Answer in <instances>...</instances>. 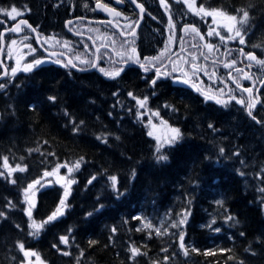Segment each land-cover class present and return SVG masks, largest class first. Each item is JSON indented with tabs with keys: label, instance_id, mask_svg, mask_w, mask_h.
<instances>
[{
	"label": "trees",
	"instance_id": "trees-1",
	"mask_svg": "<svg viewBox=\"0 0 264 264\" xmlns=\"http://www.w3.org/2000/svg\"><path fill=\"white\" fill-rule=\"evenodd\" d=\"M208 1L232 12H250L255 47L251 46L263 54L264 0ZM35 12L39 17L46 14L44 7L35 8ZM54 13L49 8L47 15L55 19ZM134 73L128 88L137 86L132 85L139 79ZM22 81V85H11L0 94V168L6 157L13 165L27 167L25 178L39 179L64 162L83 157L86 163L72 216L48 224L38 238L27 232L29 218L18 196L22 184L10 185L0 176V212L10 208L9 201L14 198L17 204L10 208L15 215L1 217L0 251L4 256L6 243L24 234V244L52 264H77L65 262L59 252L60 237L75 229L73 240L78 246L74 250L83 252L88 247L86 256L93 264H180L172 259L174 248L169 249V239L137 231L138 220L133 217L153 212L158 218L159 213L178 214L186 208L190 212L185 228L189 258L182 264H226L236 258L243 264H264V150L255 157L259 148H250L255 136L264 132L263 127L240 125L234 120L226 123L234 137L225 136L221 141L233 152V161L217 164L215 160L224 159L225 152L214 147L213 135L207 142L203 135L208 132L201 134L211 109L203 110L196 99L177 96L170 100L181 115L188 116L183 122L180 119L185 140L174 151L166 152L167 161L158 163L156 154L145 148L147 138L135 111L124 112L113 98L108 99L115 83L109 87L100 77L96 80L88 74L70 78L53 66L43 67ZM49 96L56 97L55 102ZM190 119L195 122L190 123ZM108 175L121 178L123 195L107 184L104 177ZM93 176L96 179L88 183ZM59 196L57 189L42 191L32 210L33 219L47 218ZM214 213L216 226L222 231L213 238L215 231L209 225ZM229 216L232 219L227 225ZM18 223L24 227H17ZM115 226L116 235L110 236ZM133 247L140 254L131 256Z\"/></svg>",
	"mask_w": 264,
	"mask_h": 264
},
{
	"label": "rangeland",
	"instance_id": "rangeland-1",
	"mask_svg": "<svg viewBox=\"0 0 264 264\" xmlns=\"http://www.w3.org/2000/svg\"><path fill=\"white\" fill-rule=\"evenodd\" d=\"M77 1L78 0H60V3L61 2L71 3V5H73L74 7H76L77 4H78ZM189 3L192 5L191 9H189L188 4H185V3L182 2V4H184V7H185V13H187L189 16L195 17L198 20V22H201L202 24H206L207 23L206 20H204V14L203 13L196 14L197 11H198V9L201 6H203L206 10H213L214 8H216V9H220L222 12H224V13H226L228 15H237V21L233 25V31H232V33H228L227 30L223 27V25H225L227 23H230V22L227 21L224 17L220 16V18H218L217 22L215 21L213 23V26L211 27V30H213L211 37H213V35H214V37H216V39H219V37L216 35V32H219L220 35H231V36H233V39L232 40H235V31L237 29H239L241 31V34H242L243 38H245V36L249 33V29H248V25H249V21H250L249 20V16H248V19L246 21H244L243 23H241L243 13H237V14L228 13V12H231V10H229V9H227L225 7H221V8L220 7H214V6H212L210 4V2L208 0H205L204 3H206L209 7L207 5L205 6L204 4L202 5L201 3H199L198 0H189ZM84 5H87V7L90 5V8H91V2L85 3ZM13 6H15L18 11L22 12L23 15L17 16V18L15 20H12L10 17H8V16L0 13L1 20L17 21L18 19H20V18L24 17L25 15H27L28 12L30 11V9L24 8L23 5L18 6V5H13V4H7L6 1H4V0H2L1 5H0V8H4V9H7V10H10L11 7H13ZM57 6L59 7V3H57ZM73 9H76V8H72L71 10H73ZM89 10H91V9H89ZM72 12H74V11H72ZM197 20H193V23L194 24H197ZM42 25L43 24H40L41 27H42ZM44 28H46V29L47 28H51V25H45ZM171 30H173V29H171ZM130 31H131V29H128V32H130ZM61 34H63V33H61ZM25 35H27V34H25ZM25 35L18 36V37H13V38H8V41H7L8 50H7V52L8 53L10 52L11 54H13L12 59H13L14 65H16V61L19 59V56L16 54L17 51L19 50L20 47H22L23 45H25L26 42H28V39L27 40L24 39V36ZM13 39H15L17 41V43L15 45H12L11 44V40H13ZM132 39L133 38H129V41L132 42ZM20 55L21 56H24L25 55V52L21 53ZM260 60H264V50H263V54L261 55V59ZM258 67H259L258 68V73H257V75H255V81H254V83H256V84H258V83L260 84L263 81V79H264V65L258 64ZM112 68H114V67H112ZM24 73L26 74L27 72H24ZM207 89H208V91H211L212 90V88H210V87L207 88ZM129 92H132L133 95L135 93L134 90L129 91ZM129 92L128 91H122L116 99L119 100L122 97L128 98V93ZM117 93H115V94H117ZM218 94H219L218 97H213L211 99H206L205 98V100L206 101L207 100H211V101L213 100L215 102L217 100L222 101V103H217L216 102V105H215L217 108H220V109H227L228 110V109H230L231 104L234 103V102L238 105V103L236 102V100L235 99H232V97L233 96L235 97L236 94L234 93L233 90L230 89L229 86H226L223 89V91L219 92ZM203 96L205 97L207 95H204L203 94ZM124 101H125L124 99L123 100H121V99L119 100L120 104L124 103ZM224 102H226V103H224ZM253 105L255 106L256 104L253 103L252 106ZM257 107L258 106H255V108H257ZM134 108L136 110V116H135L136 117V120L139 123H143V125H145L147 123L148 118H149V115L151 113H148V114L144 115L143 116V121H141L137 117V113L138 112H143L144 109H140L139 106L136 103H135V107ZM148 108L149 109H152V110H159L160 117L163 118V120H165L167 122V124H159V121L157 120V118L153 117L152 123L153 124H156L157 127L153 129L151 127V125H148L147 127L145 126V129H146L147 133L150 130L153 131L154 136H158L161 139L162 142L165 141V140H167V139H169L173 135V133L170 131V128H173L171 126L170 119H171V116H172V112L174 114H177V113H175V109L173 110L172 106L170 108H165L164 105L150 106ZM239 110L240 109L238 107H235V112H239ZM244 111H245V108L242 109V113H241V116L242 117H244ZM211 114H215V113L212 112ZM211 114L209 116H211ZM205 118H207V117H205ZM191 120L192 119H190V121ZM194 122H195V120H193V122L191 121L190 123H194ZM239 122H240V120H239ZM211 123H215L216 124V127H220L221 129L224 128V126H223V120L221 118L219 119V121H216L215 120V122H211ZM245 123L248 126H251V124L247 121L246 118H245ZM202 128L203 127L201 126V130H202ZM204 130L206 132H208V134H204L203 135L204 138H205V141L207 140V142H208V139L211 137V135H213V133L210 132L211 129L209 127V122L206 124V128H204ZM213 132L214 133H217V134H220V131H218V130H215ZM231 133L232 132H228L229 135ZM262 133H263V136H264V132L263 131H262ZM232 136L234 137L233 134H232ZM150 137H151V140L148 143H146L145 148H146V150H150L151 149L155 153L156 140L153 138V136H150ZM219 138H220V136H217L216 134H214L212 136V138H211V142L214 144V147L216 149L217 148L219 150L221 148L224 149L225 158L224 159L217 158L215 160V163H217V164L218 163H224V162L231 163L233 161V159H232L233 152L227 151V147H226L227 145L225 143H223ZM182 139H183V134L181 135V137L178 140H176L174 142V144L172 146L165 145L163 147L162 151L164 153H166L169 148H172V147L176 146L179 142H182ZM254 140L256 142L250 143V148H252V150H254V151H256L259 148L257 150V152L255 153V157H257L258 153H260L261 151L264 150V137H262V136H255ZM166 154H168V153H166ZM80 159L81 158H78L77 160L68 163L69 166H71L74 162L79 161ZM85 162L86 161L83 158V160L81 161L80 168L79 169L73 168V171L70 174L68 173L67 169L63 167V168H60L59 171L57 173H55L54 175L45 176L44 179H43V181L40 182V184L36 185L35 189H33V191L29 193V198L35 203V201H36V195L40 192V190L43 187L48 186V185H52V184L59 185L60 187H62V189L65 192V189L69 187V183H68L69 181H71V180L74 179L75 180V183H76V181H77V175L82 170ZM160 162L162 163V162H165V161H160ZM16 166L17 165H13L7 159V166L3 162V165L0 168V170L2 169V171H0V172L1 173H4V175H7L9 177V183H12L11 182L12 180H15V183H16L17 173H19V177H23L25 175V173H26V170L27 169L25 171H23V172H21L19 170H16V171L11 172V175H9L10 170L16 168ZM20 167H25V166L20 165ZM263 173H264V169H263ZM253 176H254V174H253ZM75 183H72L70 185V187L71 186H74ZM187 197L190 198V196H187ZM23 198L24 197H22L21 201L23 200ZM69 199H70V196H67L65 203L67 205L68 210H71V206L69 204ZM10 201H11L10 208L11 209H15L16 206H17L16 202L13 199L10 200ZM26 207H27V205L25 204V207L24 208H26ZM10 208L7 207V216L11 215V213H12V210ZM169 210H171V209H169ZM154 215L155 214L153 212L146 213V215H142L140 217V222L136 224L137 229L139 228L140 230L144 231L145 233H153V234L156 235L155 229L157 227H159L161 229V235H156V236H159V237H162V238H168L169 239V242H171V246L169 247V249L174 248L173 253H172V259H173V261L174 262H180V264H182L184 260L188 261V258H189V249H188L187 242H186V233H185L186 231H185V228H186L187 224L189 223L190 212L187 211L186 208H185L182 211H180L178 214H174L172 211L169 214V213H167V211H165V212H163L161 214L159 213L158 214V216H159L158 218L156 217V215L155 216ZM216 215H217V213L212 214V219H211L210 225H209L210 229L212 231H215L214 233L211 234V236L213 238L216 237V236H218L219 233L222 231L220 226H216L217 225V222L214 220L215 219L214 217H216ZM155 217L157 219H155ZM185 217H186V219L184 220V223H183L182 226L175 227V228L174 227H171V225L173 223H176V222H178L179 220H181L182 218H185ZM0 221L2 222V220H0ZM213 221H214V223H213ZM148 222H151V224L153 226L152 228H148V227L145 226L146 223H148ZM229 222H230V220L227 219L226 220L227 225L229 224ZM30 224H31V220L27 224V226H28V231L27 232L28 233L34 231L33 228H30L29 227ZM47 225H48V223L45 224L41 230H43ZM113 228H115L116 231H117L118 226H115ZM216 229H219V231H216ZM179 231H182L183 232V235H184V244H185V248L184 249H181L180 246H179V239H178V236L176 235V233L179 232ZM115 235H116V232L115 233H113V232L110 233V236H115ZM68 241H73V240L71 238H68ZM176 241H178L177 244H175ZM212 241L215 242L214 239ZM220 242H221V240H220ZM215 244H216V242H215ZM16 247H17V245L15 246V244H10V245H8L6 247V249L9 252H13V251H15V248ZM71 248H72V244H70L68 242L67 245L64 244V249H63L62 252H68L69 253ZM19 250H20V248H19ZM24 250H27L28 251L29 249H27V248L24 247ZM185 250H187V253H188L187 255L184 254L185 253ZM34 253H36V252L34 251ZM165 254H167V251L165 252ZM137 255H135V256H137ZM131 256H133L132 253H131ZM29 257H30L29 259H31V260L33 259L32 262L34 264H38L39 262H43V261H41V259L37 258V255H35V256L29 255ZM16 258L22 260V251L21 250H20V253H18V252L16 253ZM133 258L134 257H132L131 259H133ZM27 259L25 257V259H23L22 262H25ZM226 264H243V262H242V260L240 258H236L233 261L232 260H227Z\"/></svg>",
	"mask_w": 264,
	"mask_h": 264
},
{
	"label": "flooded vegetation",
	"instance_id": "flooded-vegetation-1",
	"mask_svg": "<svg viewBox=\"0 0 264 264\" xmlns=\"http://www.w3.org/2000/svg\"><path fill=\"white\" fill-rule=\"evenodd\" d=\"M6 2H12V1H18V0H4ZM96 2V0H93ZM107 1V0H103ZM112 2L113 0H108ZM160 1V0H157ZM44 4L42 0H30L27 4L31 5H36V6H42ZM146 5L148 4L145 2ZM165 3H168L167 0H165ZM96 4V3H95ZM95 4L94 7L95 8ZM62 6V5H61ZM127 7V5L125 6ZM148 7V5H147ZM152 8L149 7L144 13V23L140 28V31L138 35L132 39V42L129 40H120L115 38L114 40L116 41L115 45L112 44V40L108 39V45L109 48H104L101 50V55L104 57V59H108V52L111 53V58L112 61H116L117 64H120L121 61L118 60L119 57L116 55L113 56V52L125 50L128 51V54L130 55H139V58L141 61L144 60V57H155L159 56L160 53L154 48L153 41L151 39V35L148 33V29H150V22H153L154 16L151 15ZM126 12L128 13V17H135L138 15L131 10V8H126ZM80 13V12H79ZM84 14L88 17H98V14H93L91 12H84ZM79 18V16H76ZM136 19V18H134ZM218 19V16L215 18V21ZM132 19H129L128 21H123V25L127 27V25L132 22L130 21ZM192 20V19H191ZM206 24L202 23H197L194 25L192 23V26H194L198 32L204 36V40H200V37L196 35L192 31V29L184 31L182 29L181 35H180V41L176 45H171L170 48L168 49L169 53L164 52V55L161 57L160 61H152L153 64H155L157 67L162 68V70L167 71L168 69H171L173 67V64L169 63V61H174L175 62V67H176V72L172 73L173 76H178L181 75L183 71H188L190 74V83L189 84H183L180 82H177L173 80L171 77L169 78H163L161 77L160 79L157 80L156 87L153 88L154 90H158L160 92H166L169 96H171L172 99H177V93L182 91V92H193V89L191 88L192 83L191 81L196 82V87L199 88L203 93H208L206 90L203 89L204 85H201V83H213L217 84V86L222 85V80L225 76L227 75V78L231 82H237L241 84L242 86H250L251 82H248L246 85L243 82L244 77L247 75L248 71L250 70L249 65H251L250 61L246 59L244 55H241L240 50L242 49L245 54L248 51V47L244 44H240L239 42L226 40V41H220L219 39H216L214 37H211L207 35L210 29V25H213V17L206 16ZM210 21V23H209ZM156 23V22H155ZM157 25V24H156ZM72 27H74L75 31L77 34L81 36H89L91 38H95V32L96 29L92 24H88L82 20H78L72 24ZM32 39V37H30ZM107 38V37H106ZM100 38L98 37V40ZM113 39V38H112ZM95 41V40H94ZM127 41L128 43H125ZM69 44V47L73 49L75 55H79L82 50H86V56L80 54L77 57H80L82 59H88L90 61L94 60L95 58V51L93 49L92 42L87 39V38H71L66 41ZM206 43H212L216 47L213 48L211 52L208 51V49L204 46ZM57 44L58 48L63 44L60 43V41L54 39V38H48L46 42L43 43L44 49L41 50H34V51H29V44H27V53L24 57H19L18 60H20V66L24 63H26V60L33 61L34 59H44L43 61H46V55H45V50H55L54 45ZM98 44V43H97ZM193 44H196L197 47H192ZM84 45V48H82ZM123 45V48H122ZM98 46H101V44H98ZM135 47L136 53L133 54L129 50ZM116 51H115V50ZM113 50V51H112ZM72 52V51H71ZM21 52L16 53L19 55ZM201 53H204L208 56V59L205 60L204 56L201 55ZM192 55H195L197 57L196 64L197 68H204L206 67V71L208 74H205V71H199L195 75H192L190 64L192 62ZM9 55L4 56L5 58V64L9 66V69L11 70L12 67H15L13 59L11 56L7 57ZM61 61L66 63V61L60 57H58ZM57 60V59H56ZM216 61L213 63L212 61ZM235 60L236 64L232 68H225L224 64L231 61ZM186 61L188 63H186ZM49 62H52L53 64H57L54 62V59H51ZM79 63V62H78ZM77 63V64H78ZM111 64H113L110 61ZM130 65L129 66H120L124 68V71L121 72L125 79L128 77V72L129 71H134L136 68L140 70V77L141 80L143 81L144 85H150V80L155 77V69L150 67V70L145 72L139 64H134L131 61L128 62ZM43 64V63H42ZM41 64V65H42ZM122 64V63H121ZM164 64H168V69H164L163 66ZM60 65H63L60 64ZM79 65V64H78ZM102 65V62H101ZM80 67H88V65H79ZM251 67V66H250ZM104 68V67H103ZM242 69V71L237 72L236 69ZM213 71L215 72V75H212ZM19 71H17L18 73ZM231 74V76L229 75ZM17 76V74H16ZM15 76V77H16ZM242 79V81H240ZM252 86V85H251ZM4 90V88H2ZM255 98H257V90L255 92ZM150 100L152 99V96L149 95Z\"/></svg>",
	"mask_w": 264,
	"mask_h": 264
},
{
	"label": "snow or ice",
	"instance_id": "snow-or-ice-1",
	"mask_svg": "<svg viewBox=\"0 0 264 264\" xmlns=\"http://www.w3.org/2000/svg\"><path fill=\"white\" fill-rule=\"evenodd\" d=\"M117 3H121L122 0H116ZM132 3L136 4V0H131ZM174 2L176 3H180L181 0H174ZM183 2L185 4H188V7L189 9H191L192 5L189 3V0H183ZM160 3L161 4H164L165 3V0H160ZM87 7V5H85ZM137 7L140 8V11L143 12L144 9H143V6L141 4H137L136 5ZM96 8H99L101 9L102 11H105L107 12L109 15H115L116 17H119L121 16V13L116 11V9L114 8H110L108 6V4H105V3H102L101 0H96V5H95ZM95 10V9H94ZM240 12L243 13V16H242V20H241V23H243L244 21H246L248 19V12L243 10V9H240L239 10ZM0 13L10 17L12 20H15L17 18V16H20V15H23L22 12L18 11L17 8L15 6L11 7L10 10H7V9H4V8H0ZM199 13H203L204 16H210V17H213V22H215V18L217 16H222L224 17L227 21H229L230 23H227L225 25H223V27L227 30L228 33H232L233 31V25L234 23L237 21V15H228L222 11H219L217 9H213V10H206L203 6H201L197 13L196 14H199ZM170 19V22H171V17L169 18ZM109 24H111V21H108ZM133 23L134 22H130L127 27L128 28H132L133 26ZM27 25V21L25 20H21L19 21L13 28L11 29H6L5 31H11L13 33H18L20 31H22L21 29V25ZM29 28H31L30 25H27ZM183 30L184 31H187L188 30V26H183ZM32 31H35V29H32ZM192 31L194 33H196V35H198L200 37V40H204V36L201 35L198 30L192 26ZM212 31L213 30H210L207 35L211 36L212 35ZM3 32H0V40H2L3 38ZM120 35H125L124 31L123 30H120ZM131 35H135V31L133 30L131 33ZM216 35L219 37V40L220 41H226V40H230V39H233V36L231 35H220L219 32H216ZM235 37H239V43L240 44H244L245 43V40L241 34V31L239 29H237L235 31ZM24 39L27 40V39H30V37L28 35H25L24 36ZM108 39L112 40V44L115 45L116 41L114 39H112L111 36L108 37ZM17 43V41L15 39L11 40V44L12 45H15ZM125 43H128L127 41H125ZM65 46H67V42L65 43ZM209 52H211L213 50L214 47H216L215 45H213L212 43H206L204 45ZM30 48V51H34L33 49H31V46L29 45L28 46ZM192 47H197L196 44H193ZM122 48H123V45H122ZM131 53L135 54L136 53V49L135 47H132L130 50H129ZM241 52V55H244L246 57V59H248L249 61H256L257 64H262L264 65V60H256V57L254 54H251V53H247L245 54L243 52V50L241 49L240 50ZM62 55V54H61ZM115 55L117 57H119L120 61L122 64H127L129 61H131L132 63L134 64H139L140 67L145 71H149L150 70V67L151 68H154L155 69V77L152 78L150 80V86L155 88L156 87V84H157V80L160 79L161 77L163 78H169L171 77L173 80L177 81V82H180V83H183V84H189L190 83V74L188 71H183L181 75H178V76H173L172 73L176 72V67H175V62L174 61H169V63L173 64V67L171 69H168V64H164L163 68L164 69H168L167 71H164L162 70V68L160 67H157L155 64L152 63V61H160L161 57L164 55V52L162 51L160 53L159 56H155V57H144V60L141 61V59L139 58V55L136 54V55H130L128 54V51H125V50H121V51H117L115 53ZM201 55L204 56V59L207 60L208 59V56L204 53H201ZM100 59L99 56L96 57L95 60H88V59H82L80 57H76V60H78L79 62V65H88V66H91L93 68L97 67V61ZM108 59L112 62V63H115L116 61H112V58H111V55L108 56ZM196 60H197V57L195 55H192V62L190 64V68H191V72H192V75H195L197 72L199 71H205V74H208L207 71H206V67L204 68H197V64H196ZM55 63L57 64H62L63 63V66L67 67L69 65H71V67L73 68H77L79 71H84L85 68L83 67H78V64L77 63H74L71 59H69L67 61V63H64L63 61H61L60 59H57L54 61ZM213 63H215L216 61H212ZM42 63H44V61L42 59H34L33 61L29 62V63H26L24 64L22 67L20 66V60H17L16 61V66L15 67H12L11 70H10V75L12 77H15L16 74H17V71H23V72H31L33 70L34 67H37L39 65H41ZM186 63H188L186 61ZM0 64H2V61H0ZM236 64V61L235 60H231L227 63L224 64V67L225 68H232L234 65ZM251 65H249L250 67ZM101 73H103L106 77H108L109 79H116V77H118L120 75V73L122 71H124V68L123 67H119V68H112V69H105L103 67H100L98 69ZM237 72H240L242 71V69H239L237 68L236 69ZM9 74V70L7 68L4 69V75H8ZM212 75H215V72L213 71ZM231 76V74H229ZM192 83V86L193 87H196V82L195 81H191ZM5 85L4 84H0V88H3ZM239 87V85H238ZM197 91H200L199 88H197ZM220 91H223V89H221ZM244 91H247L249 93H251V88H248V89H244ZM129 96L132 97L133 100L136 101V104L139 106L140 109H144L143 112H138L137 113V117L143 121V116L148 114V113H151L149 115V118H148V121L147 123L145 124V126L147 127L148 125H151V127L154 129L157 127L156 124H153L152 123V120H153V117L157 118V120L159 121V124H167V122L165 120H163V118L160 117V112L159 110H152V109H149L147 107V101H148V97L145 96L143 98H139L135 95H133L132 92H129L128 93ZM152 95H155V92L152 93ZM206 99H211L213 97H209V96H205ZM48 99L50 101H53L55 102L56 100V97L54 96H49ZM232 99H236V97H232ZM217 103H222V101L220 100H217L216 101ZM226 103V102H224ZM237 103H240V104H244V101L243 100H237ZM34 107V106H32ZM165 108H170L171 106L170 105H164ZM131 109H129L130 111ZM174 110V109H173ZM67 114V113H66ZM111 115V113L109 114ZM249 115H251V112L249 113ZM259 122V121H257ZM73 123H75L73 121ZM81 124L83 123V121L80 122ZM209 127H212V125H209ZM74 131H78V128L74 129ZM170 131L173 133V135L165 140V141H161V139L158 137V136H154V133L153 131H148L147 135L149 136H153V138L156 140V146H155V153H156V160L157 162H160V161H167L168 159V156L167 154H165L162 149L165 145H168V146H172L174 144V142L176 140H178L180 137H181V132H180V129L179 128H170ZM98 139H100V137H97ZM117 139H119L117 137ZM106 142V141H105ZM220 152L223 153L224 152V149L221 148L220 149ZM239 153H236V155H238ZM83 160V157H81V159L79 161H76L74 162L71 166H69V164L67 162H64L63 164H59L56 166L55 169H53L52 172H48L46 171L44 173V176H51V175H54L55 173H57L59 171V169L61 167H64L67 169L68 173L70 174L72 171H73V168L75 169H79L80 166H81V161ZM4 164L7 166V158L5 157L4 158ZM16 170H19L21 172L25 171L26 170V167H20V165H17L16 168L14 169H11L10 172H9V175H11V172L13 171H16ZM0 175H4V173H0ZM134 175V173H133ZM95 176H93L89 181L88 183H92L93 180H95ZM109 179L112 181V187H113V190L115 192H117L119 195H123L122 192H120L119 188L117 187V178L115 176H111L109 177ZM12 183H15V180H12L11 181ZM69 183V186L72 184V183H75V180H71L68 182ZM40 184V180L37 179L35 181H33L32 183H29L27 184V186L23 189V200L21 201L22 203H25L27 205V207L24 209V211L26 212V215L28 216L29 220H31V224L29 225L30 228H33L34 231L30 232L29 235H33V236H37L39 235V232L40 230L43 228V226L49 222H52V221H55L58 216H61L63 215V209L67 207L65 201H66V198L67 196L69 195V190L66 188L65 189V192H64V198L60 200L57 208L55 209V211H53L45 220L43 221H40V222H37L35 219H33L32 217V210L33 208L35 207V203L29 198V193L33 191V189H35L36 185ZM261 191H264V188L261 189ZM222 203V201L220 202ZM9 205H11V201H9ZM102 207V206H101ZM3 213L0 212V216H2ZM88 215H91V213H88ZM134 219H140V217H134ZM186 219L185 218H182L181 220H179L178 222L176 223H173L171 225V227H179V226H182L183 223H184V220ZM227 219L231 220L232 217L229 216L227 217ZM214 223V221H213ZM146 227L148 228H152V224L151 222H148L146 223L145 225ZM19 227V226H17ZM137 231H140V229H136ZM166 231V230H165ZM216 231H219V229H216ZM112 232L115 233L116 232V229L113 228L112 229ZM155 233L156 235H161V229L159 227H157L155 229ZM176 235L178 236V239H179V246L181 249H184L185 248V244H184V235H183V232L182 231H179L176 233ZM241 235H243V233H241ZM60 241L67 245L68 244V237L67 236H62L60 237ZM90 244H94L95 241H89ZM53 247H56L55 245H53ZM19 248L21 251H24V245L21 243L19 244ZM130 251L132 252L133 256L137 255V254H140L139 253V249L133 247L130 249ZM166 251V249H165ZM193 251H195V249H193ZM24 254L25 256H28V255H33L35 256L36 253L32 252V253H29L27 251H24ZM69 253L68 252H64V255H68ZM185 255H187V250H185ZM208 254H211L209 252H205V255H208ZM82 255V253H81ZM38 258V257H37ZM167 259V258H165ZM229 259H231V257H229Z\"/></svg>",
	"mask_w": 264,
	"mask_h": 264
},
{
	"label": "water",
	"instance_id": "water-1",
	"mask_svg": "<svg viewBox=\"0 0 264 264\" xmlns=\"http://www.w3.org/2000/svg\"><path fill=\"white\" fill-rule=\"evenodd\" d=\"M112 16H114V14L112 15ZM94 22H96V21H94ZM27 25H29L28 23H27ZM27 25H21L20 27L22 28L23 26H27ZM8 32H11V31H8ZM21 33V31L20 32H18V34H20ZM4 34H5V32H4ZM4 34H3V36H4ZM60 54V53H59ZM61 55V54H60ZM69 60V59H68ZM254 62H255V60H254ZM7 77V75H4V73L0 76V81L1 80H3L4 78H6Z\"/></svg>",
	"mask_w": 264,
	"mask_h": 264
},
{
	"label": "bare ground",
	"instance_id": "bare-ground-1",
	"mask_svg": "<svg viewBox=\"0 0 264 264\" xmlns=\"http://www.w3.org/2000/svg\"><path fill=\"white\" fill-rule=\"evenodd\" d=\"M216 137V136H215ZM235 144V143H234Z\"/></svg>",
	"mask_w": 264,
	"mask_h": 264
}]
</instances>
